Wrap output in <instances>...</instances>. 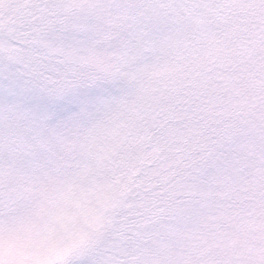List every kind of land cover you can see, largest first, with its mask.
<instances>
[{"label": "snow or ice", "instance_id": "snow-or-ice-1", "mask_svg": "<svg viewBox=\"0 0 264 264\" xmlns=\"http://www.w3.org/2000/svg\"><path fill=\"white\" fill-rule=\"evenodd\" d=\"M0 264H264V0H0Z\"/></svg>", "mask_w": 264, "mask_h": 264}]
</instances>
